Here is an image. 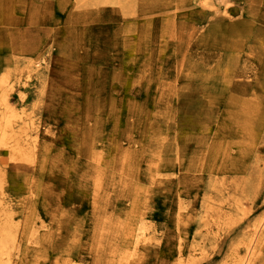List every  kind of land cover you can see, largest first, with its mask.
Instances as JSON below:
<instances>
[{
  "label": "bare ground",
  "instance_id": "1",
  "mask_svg": "<svg viewBox=\"0 0 264 264\" xmlns=\"http://www.w3.org/2000/svg\"><path fill=\"white\" fill-rule=\"evenodd\" d=\"M20 1L0 0V16L4 17L0 18V23L4 24L2 20L7 19L5 25H13L18 22L17 16L25 13L22 26L30 29H0V46L5 43V38L13 41L38 34L31 29L37 26L31 17L39 18L35 14L40 13V4ZM152 1L156 4L150 5V12L159 14L163 11L164 15L135 22L148 23L150 33L155 37L158 35V42L152 43L155 45L156 42L158 48L160 45L162 48L166 46V40H163L168 37L189 43L186 39L193 36L184 37L175 26L187 13L169 16L171 4L162 0L160 4L156 0L58 2L61 11L71 12L73 9L72 15H77V24H81L82 17H87L89 13L96 16L102 8L124 17V14L133 13L132 8L136 5ZM201 3L204 4L205 0H189L187 4L195 6ZM175 4L174 10L182 8L181 4ZM215 12H220V7ZM225 13L222 11L223 15ZM224 18L219 17L220 20ZM88 20L85 18L84 23ZM94 21L91 27L100 35V31L108 26H103L102 20L98 24ZM206 23L208 21L204 20L200 28ZM125 26L128 25H114L121 31L119 40H128L129 35L122 28ZM67 29L64 28V31ZM79 29L82 31L84 27L80 26ZM58 31L51 29L48 35L52 37ZM228 31L229 28L225 31L215 30L217 35L212 38L206 31L200 34L207 37L206 40L211 39L205 40L207 46L217 50L211 63L195 68L193 78L197 79L193 86L201 88L204 91L202 94L192 85L184 83L183 79L178 80L185 77L184 72L178 71L179 68L171 71L176 76L174 81H168L157 73L158 78H154L157 85L155 93L165 106L151 119L154 126H148L146 121L144 124L143 115L132 113L129 121L123 123L122 132L115 131L104 139L100 128L84 123H81L80 129L71 127L69 117L68 124H62L64 128L58 126L54 132L36 116L38 114L35 112L40 110L37 105L32 109L27 107L11 112L7 107L8 96L14 90L17 98L24 103L30 90L29 79L40 73L42 61L38 56L32 62L21 65L15 56L0 55V154L14 162L16 173L31 170L28 178L31 183L25 186V194L19 201L26 210L24 222L13 223L12 213L4 211L0 205V264H196V258L203 254L202 241L205 239L197 233L204 228L205 234L209 235L214 223L217 229L225 226L224 223L227 227L237 223L241 224L242 230L238 243H235L238 237L230 239L227 259L220 264H264V213L247 210L241 191L245 184L252 192L264 186V155L257 150V146H264V8L255 10L250 15L249 23L232 26L231 34ZM138 34L142 32L138 31ZM145 37L149 45L151 41L146 34ZM65 41L61 37L59 41L49 39L48 43V53L56 51L50 57L59 66L67 62L66 53L72 50H61ZM120 47L118 44L117 48L114 47V56L107 59L102 56L103 62L112 61L113 69L107 67L103 71L104 68L92 67V71L88 69L82 76L80 72L66 75L70 71H61L68 82L84 86V96L87 97L84 103L88 109L92 96L95 97H92L91 105L100 102L97 96L103 84L100 72L108 81L113 80L125 63L123 57L133 55L132 51H118ZM158 48L157 56H165ZM85 49H81L82 58L84 53L89 64L100 63L99 55L95 57L94 52L89 54ZM10 66L14 67L13 71L8 69ZM21 68L25 76L19 75ZM33 71L35 74L31 75ZM155 75L156 72L149 69L142 78L147 80L145 93ZM42 77L46 79L49 74L44 73ZM68 87L73 89L72 85ZM202 96L206 103L199 101ZM50 103L53 104L51 100ZM60 103L68 108L64 102ZM63 133L74 134L80 144L84 158L80 177L83 185L91 184L101 190L102 179L106 176V188L113 195L112 202H109L113 206L110 212L105 207L99 212L98 200V217L93 229L78 231L69 225L64 227V237L61 236L59 221L55 219L58 213L51 208L43 212L38 205L39 202L45 204L43 199L49 192L41 187L35 174L39 172L40 157H43L41 170L55 172L60 169L58 164L64 157L63 149H69H65L68 143L59 138ZM188 148L191 150L188 151ZM18 161L27 162L29 166ZM45 162L47 165H44ZM60 172L65 174L63 170ZM54 174V177L59 175L58 172ZM200 179L206 180L202 187ZM200 188L206 194L201 205L192 206L183 202L184 196H196ZM160 209L161 228L150 230V214ZM39 211L46 214L44 222ZM190 217H193V224Z\"/></svg>",
  "mask_w": 264,
  "mask_h": 264
},
{
  "label": "rangeland",
  "instance_id": "2",
  "mask_svg": "<svg viewBox=\"0 0 264 264\" xmlns=\"http://www.w3.org/2000/svg\"><path fill=\"white\" fill-rule=\"evenodd\" d=\"M25 1L37 2L40 4V13L35 14V16L39 18L36 20L31 17V21L37 22L36 28L31 27V29L37 31L38 34L36 37H33L31 34L24 36L21 40H19L20 38H16V40L13 41H8L9 39L4 37L5 43H2L0 46V55L8 57L15 56L16 59L20 61L21 65L32 62L34 58L39 56L42 65L39 67V70L41 69L40 73L29 79L31 81L30 90L26 94L24 103H21L17 98L16 92L13 90L7 98L8 109L11 112H16L37 105L40 110L35 112L38 114L36 116L39 117L43 125H48L54 132L58 126L61 127L64 123L68 124L67 117H69V125L73 128L80 129L81 123L100 128L101 137L103 139L109 138L115 131L122 132L123 123L129 121L131 115H133L132 113L135 115H143L142 120L144 124L146 121L148 126H154L151 119L159 112L158 110L160 108L165 106L164 101H160L161 99L158 98L155 93L157 85H155L156 82L154 78H158L157 73L162 74V78H167L168 81H174L173 79L176 78V76L172 75L171 71L175 68H179L178 71L184 72L185 77L178 78V80L183 79L182 81H185L184 83L187 82L186 84L193 86L197 79L193 78L196 72V66L211 63L213 61L211 60L213 55L217 53V50H213L211 46L209 47L205 43L206 41H211V39L206 40L207 37H203L200 34L206 31L210 33L209 36L212 38L213 35L215 37L217 35V33L214 32L215 30L225 31L228 28V32L231 34L232 26H239L241 22L249 23L250 15L254 14L255 10L264 8V0H205L204 4L201 3L195 6L187 4L189 0H162L171 4H169L171 6V11L168 12V14H170L169 16L172 14L181 16L187 13V16L182 20H178L175 26L179 32L183 33L184 37L189 35L193 37H188L186 39L189 43L183 40L175 41L168 37L163 40H166V46L161 48L160 45L158 48L156 42H158L157 40L159 37L158 35L155 37L154 34L150 33L147 29L148 23H135L139 20L153 19L164 15L163 11L159 14L150 12V5L156 4L153 3V1L152 3L142 2L140 6L136 5L132 8L134 12L124 14V17L111 12L107 8H102L96 16L93 13H89L90 15L85 18L86 20L90 18V20L85 23V18L82 17L80 19L82 22L81 24H77V15H72L73 9L71 12L61 11L59 9V0ZM25 1H20V3ZM156 1L159 4L161 3V0ZM175 3H177V5L181 4L182 8L174 10ZM219 7L220 12H215V9ZM196 10H200V12ZM222 11L226 13L223 15ZM24 14L25 13L18 15V22L10 26H6L5 23H7V19H3L2 22L4 24L0 23V29L5 31H11L15 28L30 29L28 26H22V20L26 19ZM222 16L225 18L220 20L219 17L221 18ZM0 18L4 17L0 16ZM94 20L97 21V24L99 20H102L103 26H108L106 30L100 31V35L91 27V25L95 23ZM204 20H207L208 23H206L203 28H200ZM124 23L128 26L122 28L129 37L128 40H119L118 36L121 31L115 28L114 25L120 26ZM110 25H113L112 29ZM80 26L84 27L82 31L79 29ZM64 28L68 29L64 31ZM206 28L213 29L205 30ZM51 29L53 32L55 30L59 31L56 34L54 33V36L50 37L48 33ZM138 31L142 32V34L139 35ZM53 32L51 33L53 34ZM194 32H196L195 35L193 34ZM145 34L151 41L149 45L146 44ZM61 37H64V40H66L65 43L62 44L61 50H72L66 53L65 59H67V62L59 66L56 64V61L50 57V54H54L56 51L52 50L48 53V43L49 39L59 41ZM154 41H156L155 45L152 43ZM87 44L88 46L85 49V45ZM117 44L121 46L118 51H132L133 55L130 57H123L125 63L120 70L117 71L113 80L108 81L104 77L103 72H100V78L102 77L103 84H101L102 89L97 96L101 103L98 101L96 105H91V100H93L92 97H95L92 96L89 101L91 107L88 109L86 103H84L85 99H87V97L84 96V86H82L81 83L68 82L61 71H70L66 75H75L80 72V76H82L88 69L92 71V67L100 70L104 68L103 71H106L107 67L113 69L115 66L112 61L107 62V60H105V62H103L102 56L105 59L109 58L111 55L114 56V47L117 48ZM156 47L162 50L165 56H161V58L158 57ZM81 49H85L89 54L94 52L95 57L99 55L100 63L96 62V64H89L90 62L86 59L84 53L83 58L80 56ZM89 58L92 60L91 56H89ZM76 60L78 61L76 62ZM114 63L116 65V62ZM8 69L13 71L14 67L10 66ZM149 69L151 72H156V75L151 78L152 81L149 83L150 87L145 93L144 90L147 88V80H143L142 78L147 75ZM161 70L164 71L162 72ZM44 73H48L49 77L44 79L42 77ZM33 74H35L34 71L31 75ZM19 75L25 76V72L22 68ZM72 77L74 78L76 76ZM121 78L123 80H121ZM18 84L19 83H17V86ZM70 85H72L73 89L68 87ZM193 87L200 94L204 92L201 91V88L199 89L196 86ZM88 93L90 95V91H88ZM195 99L196 97L192 101L194 102ZM50 100L53 104L50 103ZM199 101L206 103L203 96ZM60 102H64L68 108H65ZM118 121L119 123H116ZM93 122L98 124H93ZM187 127L188 126H186V128ZM132 136L135 137V134ZM60 137H62L65 143H68L65 149H69L67 150L68 153L63 149L64 157L58 164L60 169H56L57 171H55L58 172L59 175L54 177L55 172L48 169H40V167H42L43 157L39 159V172H35V174L37 175V180L41 187L49 192L43 199V202H45L48 207L39 201L38 205L43 212L51 208L53 212L58 213V217L55 219L59 221L58 226L62 228L61 236L64 237L66 236L64 227H68L69 225L72 228H76L78 231L79 229H93L98 217V200L100 206L99 212L103 207L107 209V212H110L113 206H111L112 203L109 202H112L111 198L113 195L110 193V190L106 188L108 183V177L106 176L102 179L100 187L103 188H101V190L96 188V185V187L91 184L83 185V180L80 179V177L84 168V164L82 163L84 158L80 151L81 148H79L80 144L77 142L78 139L74 134L68 133H63L59 135V138ZM190 150L191 148H188V151ZM257 150L260 154L262 152V155H264L263 145L257 146ZM18 162L25 163L24 165L29 166L27 162ZM44 165H47V163L45 162ZM62 170L65 174H60ZM30 172V169H24L22 172L16 173L14 162L6 159L5 156L0 154V205L4 211L9 210L12 213L13 223L24 222L26 210L24 209V205L19 204V201L25 194V186L31 183V179H28L31 176ZM204 180L205 179L199 180L201 187L204 185L203 183L206 182V180ZM194 189L195 188H191V190ZM200 189L201 191H198L196 196L189 194L184 196L183 202L192 206L201 205L206 194L202 188ZM241 191H243V203L247 210L250 209L256 213H264V186L259 191L252 192V189L249 190L245 184L241 188ZM94 194L97 195V197ZM116 199L124 200L123 198ZM94 202H96V204ZM92 205L96 206L92 207ZM43 212L40 213L39 211V215L42 218L41 221L44 222L46 220L44 215L46 214ZM161 215V209L158 211L155 210L154 213L150 214V216H152L149 217L152 223V228H150V230H159L161 228ZM54 217H56L55 214ZM190 221L193 224V217H190ZM224 224L225 226H219L220 228L217 229V225L214 223L209 235L205 234L204 228L198 231L197 235L205 239L202 241V245L204 246L203 254L199 259L196 258V261H198L196 264H220L227 259L226 256L229 253L228 246L230 239H233V236L238 237L235 241V243H238L242 230L241 224L238 225L236 223L229 227H227L226 223ZM55 249L54 247L53 250Z\"/></svg>",
  "mask_w": 264,
  "mask_h": 264
}]
</instances>
